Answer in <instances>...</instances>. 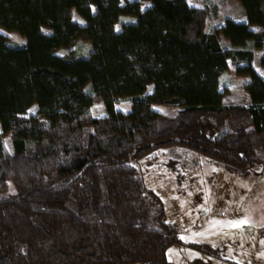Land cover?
<instances>
[{"label":"trees","instance_id":"16d2710c","mask_svg":"<svg viewBox=\"0 0 264 264\" xmlns=\"http://www.w3.org/2000/svg\"><path fill=\"white\" fill-rule=\"evenodd\" d=\"M238 1L247 22L210 33L208 10L188 0H0V28L26 38L0 32V264H171L183 243L135 163L183 148L243 178L264 169V77L253 66L264 0ZM79 40L87 56L57 54ZM231 65L249 78L242 105L223 101Z\"/></svg>","mask_w":264,"mask_h":264},{"label":"rangeland","instance_id":"374dc122","mask_svg":"<svg viewBox=\"0 0 264 264\" xmlns=\"http://www.w3.org/2000/svg\"><path fill=\"white\" fill-rule=\"evenodd\" d=\"M193 6L208 10L207 30L210 33L224 25L229 18L247 22L244 8L238 0H188ZM150 6L142 2V9ZM124 23L135 22L134 17H122ZM74 33L85 29V22L74 13ZM120 24L117 29L120 30ZM254 31L261 27L251 26ZM13 44L23 45L26 38L15 31L0 28ZM219 41L224 48H231L222 33ZM91 46L82 40L57 54L74 57L87 56ZM253 66L264 77L261 58L264 43H256ZM249 78L236 75L230 66L221 78L225 91V105H242L246 102L245 84ZM149 85L147 93L152 92ZM117 109L128 112L131 103L117 104ZM153 108L171 116L176 108L155 105ZM37 106H32L25 117L35 116ZM95 118L106 114L105 105L96 102L92 108ZM2 132L0 124V133ZM10 147V137L4 138ZM147 189L156 193L165 209V221L178 230L183 244L168 250L171 264H264V169L250 177L243 178L230 173L222 163L183 148L163 149L135 163ZM195 245H206L214 250L211 255Z\"/></svg>","mask_w":264,"mask_h":264}]
</instances>
